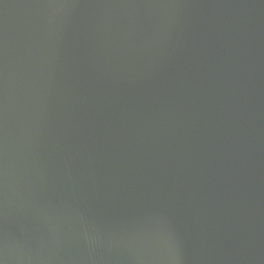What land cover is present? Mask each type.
Wrapping results in <instances>:
<instances>
[{
  "label": "water",
  "instance_id": "1",
  "mask_svg": "<svg viewBox=\"0 0 264 264\" xmlns=\"http://www.w3.org/2000/svg\"><path fill=\"white\" fill-rule=\"evenodd\" d=\"M0 264H264V0H0Z\"/></svg>",
  "mask_w": 264,
  "mask_h": 264
}]
</instances>
